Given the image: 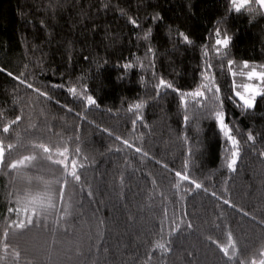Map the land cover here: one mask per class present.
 <instances>
[{"label":"trees","instance_id":"16d2710c","mask_svg":"<svg viewBox=\"0 0 264 264\" xmlns=\"http://www.w3.org/2000/svg\"><path fill=\"white\" fill-rule=\"evenodd\" d=\"M216 29L221 38L231 37L223 70L212 47ZM228 59L237 71L250 70L242 69L244 62L257 70L264 66V9L254 2L238 13L230 0H0V67L5 69L0 72V129L21 116L8 134L0 132L5 145H17L6 158L37 154L36 166L22 170L34 182L38 176L55 179L62 169L40 160L31 143L53 150L66 144L70 159L79 147L77 159L85 165L78 170L79 184L69 178L65 200L56 202L46 228L42 223L10 236L7 252L0 243V264H240L212 243L226 245L229 231L240 260L264 259L259 255L264 250V96L246 111L238 98L229 99ZM206 61L213 65L226 123L240 142L235 172L225 167L230 144L213 119L190 109L185 125L176 93L155 96L153 85L160 77L182 91L195 89ZM235 80L249 83L239 76ZM69 87L86 90L98 107L86 108ZM141 101L143 120L133 130L135 116L128 108ZM249 133L254 142L247 140ZM117 136L148 156L126 148ZM189 148L194 155H188ZM185 160L206 192L187 182L174 187L175 171L184 169ZM25 187L15 171L0 169V238L16 219L7 209L18 207ZM61 215L65 218L59 221ZM158 243L171 250L155 248Z\"/></svg>","mask_w":264,"mask_h":264},{"label":"snow or ice","instance_id":"6c2138e0","mask_svg":"<svg viewBox=\"0 0 264 264\" xmlns=\"http://www.w3.org/2000/svg\"><path fill=\"white\" fill-rule=\"evenodd\" d=\"M234 10L236 12H241L242 9L247 8L251 3H255L258 5L260 9H264V0H230ZM255 9L249 8V11H254ZM130 19V23L133 25H137V21L135 19ZM156 19H159L157 16ZM138 26V25H137ZM150 35L149 32L145 33L144 38L147 39ZM183 36V40L185 43H191L189 37L180 33ZM215 43L212 46L213 50L216 54V58L221 60L220 64L221 70L224 68L223 58L227 55V49L229 48L231 37L228 35H224L221 38L220 29L215 30ZM152 50L149 48L148 52ZM204 57L207 58L209 53L207 51V47L203 53ZM227 64V72L233 77V85H232V93L233 95L229 97L238 98L239 104L243 110H251L254 109L256 105L257 97L264 96V66L261 67V70H257V67L252 65L250 66L248 62H244L242 65V69H250L248 71L244 70H235L234 64L235 61L228 59L226 61ZM144 65L141 64V67ZM124 67L131 68L133 65L125 64ZM5 71L4 68L0 67V72ZM8 76H13L11 72L7 73ZM201 82L199 85L190 91H182L174 86L173 83L168 82L163 77L158 78V82L153 85L155 90L156 97H162L167 94L168 90L176 93L179 98V103L181 107L185 110L184 122L185 125H188L190 121V116L188 114L189 110H196L200 114L204 115L205 118L213 119L217 124L219 131L223 134L225 138V142L230 144V148L225 150L224 164L225 167L231 171L235 172L237 167V162L240 157V142L235 135H233L232 128L226 123V112L223 110V100L220 96V88L216 84L215 74L213 73V65L211 62L205 63L204 69L200 73ZM242 77L249 81V83H237L235 77ZM14 79H18L21 84H25L26 80L21 77H14ZM255 81L256 83H251ZM26 86L29 89H32L33 92L37 93L41 97L49 98L47 92L41 91L39 88H34L32 83H27ZM60 87H63L62 85ZM242 89V90H240ZM68 92L72 94V96L81 98L85 104V107L96 106L98 107L96 99L86 93L84 91H78L76 87H69ZM145 102H137L134 105L129 106L128 111L134 113L135 118L132 120L133 130H135L137 122L143 120V116L141 114V109H143ZM71 111V109H69ZM21 120V116H16L14 120L10 123H4L0 132L3 134H8L10 129H12L13 125H16ZM33 127H35L33 125ZM105 132H108L107 129H104ZM111 135V132H108ZM19 134H17L18 136ZM5 137L0 136V169H8L15 171L18 177L24 179L26 187L24 189V195L20 196L16 200V204L18 207L8 208L7 212L16 215V219H13L10 224H7L2 233V238H0V243H3V250L5 252L8 251L10 245L7 242L10 236L16 235L17 232L23 233L26 230H29L32 227H40L43 223V226L46 228V221L48 216L51 214L53 209L57 208V201L65 200V187L69 183V178L71 181L79 184L81 181V175L79 174V169H83L85 165L83 163L78 162L77 157L80 155V148L77 147L75 149V155L71 156L70 159V150L69 147L65 144L62 148L60 146H55V150L52 147H49L48 144L43 142H35L31 143L30 147L36 151L39 150V158L42 161L51 162L53 165H57L62 169V173L59 177L52 180H44L42 177L38 176L35 178V182L32 177H27L23 175V169L28 168L29 166L35 167L33 164L34 161L38 160L37 154H29L23 155L16 159L6 158V152H12L16 149L17 145L8 143L5 145L4 143ZM116 140L121 141V143L126 148H134L136 153H141L143 156H148L147 152H142L141 147H135L128 140H122L121 137H115ZM185 143H187L188 138L183 137ZM248 141H255V137L249 133L247 135ZM23 146V145H22ZM119 151L120 149H116ZM188 155H194V150L189 148ZM261 156H264V152L260 153ZM86 159V157H85ZM70 160V163H69ZM188 160H185L184 169L182 171H175V177L178 178L174 187L179 189L181 187V182H187L189 185L194 186L193 190H203L207 191L206 188L196 179L192 178L188 172ZM167 168V165H164ZM54 185H59L58 189L54 188ZM37 189L36 191H33ZM89 196L92 195L91 192L88 193ZM213 196H216V193H212ZM220 199V197H217ZM223 203L226 205H230L229 200H223ZM165 215L167 213L165 212ZM244 215H248V213H244ZM64 216L61 215L59 217V221L64 220ZM57 221V223L59 222ZM188 227L191 228V224H188ZM9 229L12 231L10 232ZM179 231V225L173 229V234ZM211 239V238H209ZM228 243L226 245L220 244L217 241L213 240L212 243L215 244L219 251L224 254L225 257L229 261L233 259H237L240 261V264H246L244 260H240V255L238 254L241 250L238 249V245L236 240L233 238V234L229 231L227 233ZM155 248L162 250L163 252H169L170 247L166 246L163 243H158ZM155 251V249H153ZM15 257L18 259L20 253L16 251L14 253ZM259 255L264 257V250H261ZM151 253L148 254V259L150 260ZM250 264H257L256 260H252ZM258 264H264V259H260Z\"/></svg>","mask_w":264,"mask_h":264},{"label":"rangeland","instance_id":"374dc122","mask_svg":"<svg viewBox=\"0 0 264 264\" xmlns=\"http://www.w3.org/2000/svg\"><path fill=\"white\" fill-rule=\"evenodd\" d=\"M257 264H258V262H257Z\"/></svg>","mask_w":264,"mask_h":264}]
</instances>
